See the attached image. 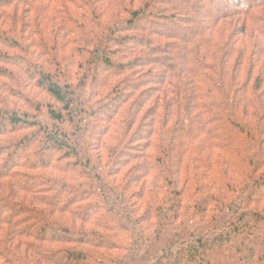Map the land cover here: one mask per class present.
<instances>
[{"label": "trees", "instance_id": "obj_1", "mask_svg": "<svg viewBox=\"0 0 264 264\" xmlns=\"http://www.w3.org/2000/svg\"><path fill=\"white\" fill-rule=\"evenodd\" d=\"M193 1L0 0V264H264V0Z\"/></svg>", "mask_w": 264, "mask_h": 264}, {"label": "rangeland", "instance_id": "obj_2", "mask_svg": "<svg viewBox=\"0 0 264 264\" xmlns=\"http://www.w3.org/2000/svg\"><path fill=\"white\" fill-rule=\"evenodd\" d=\"M209 1V4H214L213 3V0H208ZM195 2H197V3H199L198 2V0H194L192 3L193 4H195V5H197ZM215 2V1H214ZM124 4H125V2H123ZM201 4H202V2H201ZM206 5V4H202V7H204L206 10L207 9H209V8H211L210 7V5ZM218 4V6H217V8L219 9V10H221V11H226L225 9H227V8H230V9H232V8H235V6L234 5H232V6H227L226 4L225 5H220L219 3H217ZM126 5V4H125ZM216 5V4H215ZM214 9H216V6L213 8V10ZM178 18H180L179 19V21L182 19V21L183 22H185V20L186 19H188V18H193L192 17V14L190 13V12H181L179 15H178ZM142 25V26H141ZM138 28V30L139 31H141L142 30V28H144V27H147V28H157V29H159V30H171V27L170 26H164L162 23H159V22H157V21H153L152 19H150V20H148V21H145L144 22V24H140L139 26H137ZM141 27V28H140ZM138 31V32H139ZM246 31H249V29L248 30H246ZM254 32V31H253ZM252 32V33H253ZM130 33H134V32H130ZM122 35H124L123 37H125V36H127V35H130V34H128V33H123ZM249 36V35H248ZM244 40H245V38H244ZM247 41V40H246ZM70 50H71V48H69V50H68V54H69V52H70ZM30 52V51H29ZM19 53V52H18ZM16 53H14V52H9V55L10 56H14ZM30 54H31V52H30ZM21 55V54H20ZM22 56V55H21ZM33 59H36V56L35 57H33ZM0 67H4V66H0ZM9 68H12V67H9ZM16 76L17 77H19L20 78V76L21 75H19V71L16 73ZM21 79V78H20ZM3 80L2 79H0V82H2ZM6 84L8 85L9 84V82H6ZM3 97H4V95H3V88L1 89L0 88V98L1 99H3ZM263 101H264V99H263ZM94 126V125H93ZM9 138H11V137H9ZM22 153H21V151H18L17 152V158L15 159V162H18V160H20V158L21 157H19L20 155H21ZM5 194V193H4ZM18 194H20V195H23L24 193H21V192H19ZM24 196V195H23ZM1 197H7V199H8V196H6V195H2ZM9 215H11V216H14L13 214H9ZM256 231L254 230V231H252V233L254 234ZM259 235H257V238H256V235H255V238H256V240H257V242H259V241H261V243L260 244H263L264 245V230H261V231H259ZM254 248V250H256L257 251V247H253ZM224 256L223 257H221V258H223V259H219V260H221L220 261V263L221 264H227L229 261H231V259H233L235 256H231L230 255V253L228 252V251H225V253L223 254ZM217 260V259H216ZM223 260V261H222Z\"/></svg>", "mask_w": 264, "mask_h": 264}]
</instances>
